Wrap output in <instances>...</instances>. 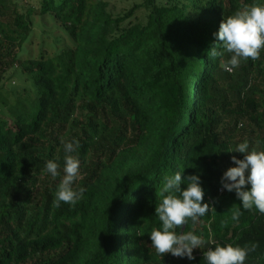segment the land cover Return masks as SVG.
<instances>
[{"label": "trees", "instance_id": "trees-1", "mask_svg": "<svg viewBox=\"0 0 264 264\" xmlns=\"http://www.w3.org/2000/svg\"><path fill=\"white\" fill-rule=\"evenodd\" d=\"M140 1L116 13L107 0H41L70 41L23 59L33 17L0 0V83L19 67L35 87L0 103V264H207L217 244H257L245 264H264V214L220 192L240 143L264 151V49L231 72L220 66L231 53L208 54L223 19L264 0ZM68 154L85 192L54 207ZM177 172L199 175L214 208L176 229L204 239L193 260L161 256L150 239L164 177Z\"/></svg>", "mask_w": 264, "mask_h": 264}, {"label": "clouds", "instance_id": "clouds-1", "mask_svg": "<svg viewBox=\"0 0 264 264\" xmlns=\"http://www.w3.org/2000/svg\"><path fill=\"white\" fill-rule=\"evenodd\" d=\"M214 35L219 43L214 44L208 54L212 58L223 56L224 52L232 54L229 60L220 65L225 71L231 72L233 68L238 67L241 59H259L260 51L264 49V5L254 3L245 6L227 19H223L218 33ZM217 45L223 51H219ZM62 143L66 153L74 151L73 142ZM234 152L242 153L243 159L232 156L236 166L225 171L221 179L222 187L229 192L235 191L244 210L255 207L264 214V151L255 149L249 151V144L245 141L240 143ZM64 159V176L58 185L54 207H59L60 202L75 205L85 192L84 188L74 190L72 187L79 172V159L71 154L66 155ZM46 171L52 177H57L58 164L49 160L46 163ZM182 183L187 187L182 189ZM177 192L180 193L179 196L175 194ZM159 195L162 199L155 212L162 227L153 228L150 232L152 247L161 256L170 253L175 257L195 259L193 250L201 249L205 244L204 239L192 231L178 234L176 229H182L189 220L195 226L199 218L213 208L209 203L203 202L204 190L201 187L200 176L189 175L182 178L181 172L165 176ZM240 215V211L237 210L232 213L231 218L238 220ZM257 247V244H252L250 248L217 244L214 248L204 251L203 257L207 264H245L248 252L255 251Z\"/></svg>", "mask_w": 264, "mask_h": 264}, {"label": "rangeland", "instance_id": "rangeland-1", "mask_svg": "<svg viewBox=\"0 0 264 264\" xmlns=\"http://www.w3.org/2000/svg\"><path fill=\"white\" fill-rule=\"evenodd\" d=\"M110 8L118 13L129 10L140 0H107ZM19 8L22 12L31 13L34 20V31L29 40L22 49L20 56L24 58L38 57L42 52L46 54L57 53L70 39L64 27L60 25L52 16L42 17L40 13L41 0L19 1ZM139 14L143 10H139ZM28 90V94L34 96L35 87L30 77L26 76L19 67H15L8 71L4 80L0 83V103L4 100H10L13 104L16 97Z\"/></svg>", "mask_w": 264, "mask_h": 264}, {"label": "built area", "instance_id": "built-area-1", "mask_svg": "<svg viewBox=\"0 0 264 264\" xmlns=\"http://www.w3.org/2000/svg\"><path fill=\"white\" fill-rule=\"evenodd\" d=\"M19 1H29V0H19ZM223 191H224V188H221L220 192H223Z\"/></svg>", "mask_w": 264, "mask_h": 264}]
</instances>
